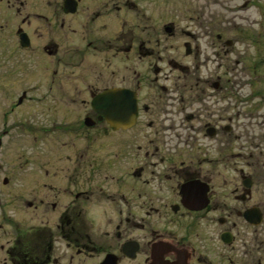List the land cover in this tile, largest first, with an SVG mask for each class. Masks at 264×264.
Masks as SVG:
<instances>
[{
	"label": "flooded vegetation",
	"instance_id": "af4514ba",
	"mask_svg": "<svg viewBox=\"0 0 264 264\" xmlns=\"http://www.w3.org/2000/svg\"><path fill=\"white\" fill-rule=\"evenodd\" d=\"M5 3L22 15L25 0ZM170 6L188 15V29L175 28ZM33 16L44 39L36 44L23 15L0 62L40 69L16 106L35 102L44 113L31 126L33 145L44 136V171L15 175L0 164V209L5 191L29 213L10 232L0 212V264H264L260 78L249 95L263 112L234 118L212 110L206 92L225 99L224 73L178 84L191 68L264 67V0H44ZM184 91L196 106L187 114ZM105 93L108 110L93 102ZM233 127L241 153L251 152L229 174Z\"/></svg>",
	"mask_w": 264,
	"mask_h": 264
},
{
	"label": "rangeland",
	"instance_id": "374dc122",
	"mask_svg": "<svg viewBox=\"0 0 264 264\" xmlns=\"http://www.w3.org/2000/svg\"><path fill=\"white\" fill-rule=\"evenodd\" d=\"M190 6L191 11H193V4L190 3L189 7ZM169 9L166 10V13H168V16L172 19L175 28L188 29L186 24L188 23L186 21L188 15L184 16L179 10L172 6H170ZM21 13V16H15L12 7L7 6L5 0L0 1V57L6 49L9 51L12 50L11 45L14 44L13 41L16 39L14 36V28L16 24H21L20 20L23 15H29V20L31 22L30 29L34 28L35 30L34 37L37 42L36 44H40L44 39L43 28L42 26H39L40 23L38 20H34L35 16H33L34 13H44V0H25ZM169 17L165 18L163 23L166 24L170 21ZM8 61L9 59H7L6 62H0V164L5 167V173L8 172L15 175L21 174L23 176L33 171L43 172V161L45 156L44 136L41 134V138L38 140L37 144L33 145L32 135L34 133H32L33 130H31V126L44 124V113L39 111L41 110L40 107H35V102L26 101L21 106H16L20 91L28 86L27 81H32L37 78L40 69L28 64L23 67L16 66L12 68L11 62ZM223 73L226 76V78H223L224 81L226 80L225 86L227 89H223L226 95V100L221 99L224 94L212 91L209 88L206 92L211 94V109L215 110L226 107L228 109V116H233V118L238 110H240L241 114L243 112H251L254 114V112L256 113L255 108H257L260 110V113H262L263 108L261 106L257 107L253 97L249 94H252L251 91H253L254 85H252L251 82L252 78H255V75L260 78V89H262L261 91L264 93V67L256 70L248 68H228L227 70H224L215 69V67H212L211 65L201 68H191L186 71V73L179 74L181 77L187 75V81L184 82L182 81L183 79H180L178 84L183 85L188 83L189 85H193L195 82L200 83L206 78L215 80L216 76H221ZM175 75H177V73H175ZM169 83L170 82H167L166 84ZM172 84L173 83H170V85ZM176 93L181 94V91ZM188 94V92L184 93L185 105L188 107L185 109L184 114L190 112L191 108L196 107L195 103L190 105V100L187 98ZM241 99L247 100V102L240 104L239 101ZM250 110H253L254 112ZM181 111L182 110L180 109V112ZM184 114L180 113L179 118L184 119ZM257 120L261 121V119ZM255 121L256 119H252L251 123L254 125ZM243 122L241 121L240 116L237 120L234 119L231 124L241 125ZM244 125L247 126L250 125V123L245 122ZM259 125L261 127V125H264V122H262V124L257 123L256 126L259 127ZM259 130L261 131V128ZM255 132L257 133L258 131L255 129ZM237 133L238 131L233 127L232 133L228 134L227 154L230 160L228 166L229 174L235 173V169L239 168L241 161L244 163L249 162L248 158H242V156L248 157L250 155L249 152H251L250 149H242L243 153H241L239 141L235 139ZM256 153L257 151H253V158H256ZM32 158H36V160L31 161L30 159ZM250 159L252 160V158ZM262 162L263 159L259 162L260 164H258L259 172H264V162ZM32 163H35V165H32ZM27 187L28 184L22 181L20 188ZM3 194L6 204L3 205V209H0V212L3 210L4 217L6 218L8 216L6 219L8 225H6L5 230L12 232V227L10 225L16 224L15 221L17 220L22 226H27V217L29 216L27 209L21 203L18 209L14 210L10 207L11 196H7L5 191ZM25 197L28 198L27 196ZM3 213H0V218H2Z\"/></svg>",
	"mask_w": 264,
	"mask_h": 264
},
{
	"label": "water",
	"instance_id": "95a60500",
	"mask_svg": "<svg viewBox=\"0 0 264 264\" xmlns=\"http://www.w3.org/2000/svg\"><path fill=\"white\" fill-rule=\"evenodd\" d=\"M25 36L24 33L21 34V38H23ZM111 93V92H110ZM110 93H105L102 94L100 96H98L97 98L94 99V106L97 108H104V109H109L110 107V102H109V96ZM106 119H108V115L105 116ZM136 117V104H135V99L134 97L131 98V106H130V112L128 115H126L125 119H128L129 122H133L134 119Z\"/></svg>",
	"mask_w": 264,
	"mask_h": 264
}]
</instances>
